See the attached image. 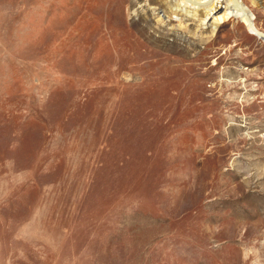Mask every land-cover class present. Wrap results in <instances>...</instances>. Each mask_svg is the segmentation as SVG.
Here are the masks:
<instances>
[{"label": "rangeland", "instance_id": "rangeland-1", "mask_svg": "<svg viewBox=\"0 0 264 264\" xmlns=\"http://www.w3.org/2000/svg\"><path fill=\"white\" fill-rule=\"evenodd\" d=\"M173 5L0 0V264H264V40Z\"/></svg>", "mask_w": 264, "mask_h": 264}, {"label": "bare ground", "instance_id": "bare-ground-1", "mask_svg": "<svg viewBox=\"0 0 264 264\" xmlns=\"http://www.w3.org/2000/svg\"><path fill=\"white\" fill-rule=\"evenodd\" d=\"M173 1H174L173 6H175L176 10L182 9L183 12H189L191 13L192 16H196V15L198 16L199 12L202 11L204 15L203 20L210 13L216 14L214 18V21L216 23L226 21L231 18L239 17L246 24L247 28L252 34L264 40V33L261 32L255 26L252 20V13L242 3L241 0H224V3L226 4L223 7H221L220 5L221 3L219 0H173ZM175 15H177V13H175ZM216 23H212L213 28L217 27Z\"/></svg>", "mask_w": 264, "mask_h": 264}]
</instances>
